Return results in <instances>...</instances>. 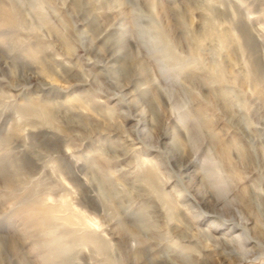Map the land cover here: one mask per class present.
Segmentation results:
<instances>
[{
    "label": "rangeland",
    "instance_id": "obj_1",
    "mask_svg": "<svg viewBox=\"0 0 264 264\" xmlns=\"http://www.w3.org/2000/svg\"><path fill=\"white\" fill-rule=\"evenodd\" d=\"M0 264H264V0H0Z\"/></svg>",
    "mask_w": 264,
    "mask_h": 264
},
{
    "label": "bare ground",
    "instance_id": "obj_2",
    "mask_svg": "<svg viewBox=\"0 0 264 264\" xmlns=\"http://www.w3.org/2000/svg\"><path fill=\"white\" fill-rule=\"evenodd\" d=\"M240 238V237H239ZM240 241V239H239ZM238 242V241H237ZM100 250H103L105 248V244L100 243V245L97 246Z\"/></svg>",
    "mask_w": 264,
    "mask_h": 264
}]
</instances>
